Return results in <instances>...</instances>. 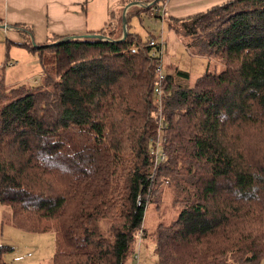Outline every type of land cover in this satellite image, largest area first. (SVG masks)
<instances>
[{"label": "trees", "instance_id": "16d2710c", "mask_svg": "<svg viewBox=\"0 0 264 264\" xmlns=\"http://www.w3.org/2000/svg\"><path fill=\"white\" fill-rule=\"evenodd\" d=\"M110 12L101 38L31 40L40 86L0 94V203L8 222L53 230L52 264H128L160 187L176 217L158 221V264H259L264 259V0H227L179 21L198 25L217 57L192 85L165 73L154 92L158 36L131 31L146 8ZM108 24L112 29H107ZM213 24V25H212ZM177 30L176 25L169 23ZM198 29V28H197ZM150 36H153L149 39ZM63 39V40H62ZM56 44H51L60 41ZM50 43V44H49ZM189 44V43H188ZM163 158L151 153L157 143ZM12 251L0 245L3 255Z\"/></svg>", "mask_w": 264, "mask_h": 264}, {"label": "rangeland", "instance_id": "374dc122", "mask_svg": "<svg viewBox=\"0 0 264 264\" xmlns=\"http://www.w3.org/2000/svg\"><path fill=\"white\" fill-rule=\"evenodd\" d=\"M169 1L132 0L128 4H124L122 15L130 8V5L146 8V11L131 17L129 21L131 31L139 33L142 37L150 33L158 35L154 37L153 41L155 43L159 42L160 45L159 62L161 70L166 74H174L176 69L186 71L189 75L188 79L186 81L179 79L178 82L192 85L196 78L206 70L207 60L210 59L212 64H217L215 53L205 45L206 35L214 29H209V23L204 22L206 25L204 30L200 29L197 25L194 28V35L185 34L182 27L178 24L179 21L188 19V17L200 12L194 11L195 7H192V1L177 0L175 6L180 1L177 10H171L173 11L171 14L175 15V17L168 16L164 11L165 2L169 3ZM149 3L150 5H147ZM168 7H172L171 2ZM169 23H171V26L176 25L178 29L174 30L173 27L169 26ZM107 29H112L109 24ZM151 37L153 36H150L149 39ZM7 57L9 62L2 65L4 64V51L0 50V94L2 91H7L12 87L21 85L30 90L40 86L42 76L41 64L40 62L39 65L36 63L32 64L35 60L37 61V54L34 55L24 49L21 50V48H11ZM3 75L5 76L4 81L1 80ZM156 78L158 80V72ZM3 83L11 87H5ZM0 207L1 211L2 206L0 205ZM4 207L5 211L2 213L4 221L0 223V245L6 244L12 247V251L6 252L3 255L4 260L10 264H52V256L55 250L54 231L30 232L12 226L7 221L10 209L9 207ZM174 207L171 189L164 186L160 187L158 195H155L152 202L148 203L145 210L143 227L148 231V235L145 240L141 241L139 264H158L155 263L154 254L151 252V239L149 235L153 232L154 226L158 221L168 223L176 217ZM5 222L8 223L6 224ZM128 264H135V262L131 260ZM227 264L243 263L229 260ZM259 264H264V259Z\"/></svg>", "mask_w": 264, "mask_h": 264}, {"label": "crops", "instance_id": "0c3cea01", "mask_svg": "<svg viewBox=\"0 0 264 264\" xmlns=\"http://www.w3.org/2000/svg\"><path fill=\"white\" fill-rule=\"evenodd\" d=\"M122 1L126 0H0V50L4 51V64L2 65L9 62L7 54L9 55L11 48H21V50L24 49L34 54L25 47L15 44L25 41L23 36L25 31L23 32L22 28L17 27V25L29 27L31 40L40 44L47 41L51 36H79L103 28L109 21L110 12L117 9ZM180 1L177 6H175L177 0L165 2L164 12L166 15L175 17L171 14L173 13L171 10H177ZM188 1H192V7H195L194 11L203 12L227 0ZM170 2L172 3L171 8L168 7ZM38 60L32 64L39 65ZM4 78L3 75L1 80L4 81ZM4 86L11 87L7 84ZM0 205L2 206L0 211L1 223L4 221L2 213H4L5 207L1 203ZM6 264L10 263L6 262Z\"/></svg>", "mask_w": 264, "mask_h": 264}, {"label": "built area", "instance_id": "2783aa9c", "mask_svg": "<svg viewBox=\"0 0 264 264\" xmlns=\"http://www.w3.org/2000/svg\"><path fill=\"white\" fill-rule=\"evenodd\" d=\"M165 1V0H164ZM134 3V2H133ZM136 3V2H135ZM164 3V2H163ZM147 5H150L147 4ZM5 27V26H4ZM149 45L155 46V51L152 52L153 54L155 53L156 55L160 54V45L159 42H154L153 39L149 41ZM157 72H158V80L155 84V88H154V92L157 96V99H160L161 97V82L165 77V73L163 72V70H161V64L159 62L158 66H157ZM157 143L155 145V147L152 148L151 153H154L155 155V160H159L161 158H163L162 154H160V150H159V143L161 141V135L159 134L157 137ZM143 240L142 238V231L139 230L137 233V240H136V247L134 250V254L132 257V260L135 262V264H139V260H140V245H141V241Z\"/></svg>", "mask_w": 264, "mask_h": 264}, {"label": "water", "instance_id": "95a60500", "mask_svg": "<svg viewBox=\"0 0 264 264\" xmlns=\"http://www.w3.org/2000/svg\"><path fill=\"white\" fill-rule=\"evenodd\" d=\"M84 36H89V37H96V38H101L102 35L101 34H98V33H92V34H83ZM63 40V39H62ZM62 40L60 41H56V42H53L51 44H56L58 42H61ZM50 44V43H49Z\"/></svg>", "mask_w": 264, "mask_h": 264}]
</instances>
